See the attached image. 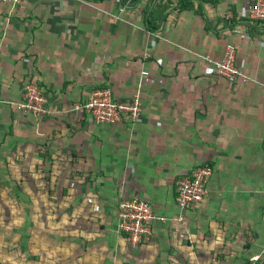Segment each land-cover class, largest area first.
Masks as SVG:
<instances>
[{
  "label": "crops",
  "instance_id": "0c3cea01",
  "mask_svg": "<svg viewBox=\"0 0 264 264\" xmlns=\"http://www.w3.org/2000/svg\"><path fill=\"white\" fill-rule=\"evenodd\" d=\"M252 1L0 0V184L30 202L0 209L14 217L0 223V264H264V20ZM228 45L235 81L206 60ZM30 81L50 114L18 107ZM100 87L139 97L140 119L74 110ZM201 164L208 194L182 209L176 182ZM125 198L165 217L138 245L118 227Z\"/></svg>",
  "mask_w": 264,
  "mask_h": 264
},
{
  "label": "built area",
  "instance_id": "2783aa9c",
  "mask_svg": "<svg viewBox=\"0 0 264 264\" xmlns=\"http://www.w3.org/2000/svg\"><path fill=\"white\" fill-rule=\"evenodd\" d=\"M249 15L253 19L264 20V0H253ZM232 17V13L226 15L227 19ZM236 55V48L228 45L222 59L214 61L207 56L206 60L214 63L217 74L235 81L244 76L236 63ZM148 74V70L142 71V75ZM47 103L48 99L41 88L30 81L25 85L24 99L18 103V107L25 112L42 116L51 113ZM74 110L86 112L98 124L119 121L133 123L140 119L142 104L139 97H134L130 101H119L110 88L100 87L95 89L85 102L74 105ZM212 174L211 165L201 164L177 180L176 201L182 209L203 202L208 194V182ZM154 220L164 221L165 217L155 213L150 201L139 198H125L120 201L118 227L133 245L140 244L151 234V223ZM258 258L259 255H255L253 260Z\"/></svg>",
  "mask_w": 264,
  "mask_h": 264
},
{
  "label": "rangeland",
  "instance_id": "374dc122",
  "mask_svg": "<svg viewBox=\"0 0 264 264\" xmlns=\"http://www.w3.org/2000/svg\"><path fill=\"white\" fill-rule=\"evenodd\" d=\"M10 186L11 189H8ZM6 185V184H0V209L3 208H16V207H29V203L27 200H16L13 196V192L16 190L15 185ZM8 190V191H7ZM11 220V224H13V218L12 216L8 215H1L0 216V223H3L6 219ZM10 222V221H9ZM5 223V222H4Z\"/></svg>",
  "mask_w": 264,
  "mask_h": 264
}]
</instances>
